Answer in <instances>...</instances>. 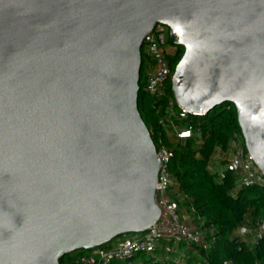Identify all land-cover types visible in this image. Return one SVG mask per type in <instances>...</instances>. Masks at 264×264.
<instances>
[{"label":"water","instance_id":"1","mask_svg":"<svg viewBox=\"0 0 264 264\" xmlns=\"http://www.w3.org/2000/svg\"><path fill=\"white\" fill-rule=\"evenodd\" d=\"M185 52L179 105L235 104L264 171V0H0V264H61L161 217L143 45Z\"/></svg>","mask_w":264,"mask_h":264},{"label":"trees","instance_id":"2","mask_svg":"<svg viewBox=\"0 0 264 264\" xmlns=\"http://www.w3.org/2000/svg\"><path fill=\"white\" fill-rule=\"evenodd\" d=\"M176 46L168 57L173 73L185 52L183 46ZM146 75L143 50L139 109L157 149L164 144L174 151L169 163L175 181L172 194L178 197L186 194L189 200L185 199L183 204H193L215 231L214 242L209 248L198 244L188 246L182 264H264V235L253 244L237 231L242 227L254 229L264 218V185L238 188V176L233 171L227 170L220 177L211 169L217 150L220 149L225 157L234 132L242 133L237 107L226 102L206 114H190L182 119L166 117L164 109L174 95L172 83L169 82L165 94L152 96L145 91ZM161 118L173 123H163ZM189 127L194 129L192 136L176 137V128ZM224 162L222 158L221 166ZM165 246L166 241H163L153 253H140L124 264H176ZM78 258L79 255H65L61 264H81Z\"/></svg>","mask_w":264,"mask_h":264},{"label":"built area","instance_id":"3","mask_svg":"<svg viewBox=\"0 0 264 264\" xmlns=\"http://www.w3.org/2000/svg\"><path fill=\"white\" fill-rule=\"evenodd\" d=\"M176 47L167 25L157 24L147 33L143 50L147 72L145 91L150 95L165 94L169 82L172 83L173 72L168 57L176 50ZM164 113L166 117L170 116L169 118L172 119L187 118L190 114H204L181 107L175 93L169 99ZM161 121L173 123L172 120L168 121L165 118H161ZM175 133L177 138H186L193 135L194 129L192 127L176 128ZM225 155V162L221 167L211 165L213 172L222 177L227 170L233 171L238 176V188L256 184L264 185V171L256 164L248 150L243 133L234 132ZM157 156L160 159V168L156 186V202L162 209L160 219L144 232L126 233L109 244L92 249L90 254H79V263L124 264L131 262L140 253H153L160 243L166 241V252L173 255L176 264H182L188 246L198 244L209 248L212 245L215 239L213 227L207 225L206 219L197 212L193 204H183L185 199L189 200L186 194L182 197L172 194L175 181L169 169V163L174 156V151L162 144L157 149ZM237 231L244 236L249 235L248 239L255 244L264 235V218L254 229L242 227ZM208 236L211 238L208 239Z\"/></svg>","mask_w":264,"mask_h":264},{"label":"rangeland","instance_id":"4","mask_svg":"<svg viewBox=\"0 0 264 264\" xmlns=\"http://www.w3.org/2000/svg\"><path fill=\"white\" fill-rule=\"evenodd\" d=\"M217 156V157H216ZM222 158H224V154H222V152H221V150L220 149H218L217 150V152H216V155H215V157L213 158V164H216L217 166V168L218 167H221V159ZM248 237H249V235L247 236H245V238H247L248 239ZM91 253V250H78V251H75V252H73V253H71V254H73L74 256H78L79 254H90Z\"/></svg>","mask_w":264,"mask_h":264}]
</instances>
